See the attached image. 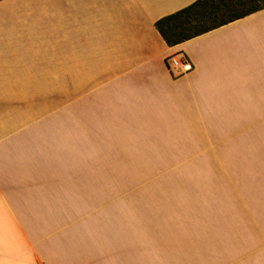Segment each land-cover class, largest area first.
Returning <instances> with one entry per match:
<instances>
[{
    "label": "rangeland",
    "instance_id": "1",
    "mask_svg": "<svg viewBox=\"0 0 264 264\" xmlns=\"http://www.w3.org/2000/svg\"><path fill=\"white\" fill-rule=\"evenodd\" d=\"M260 4L230 3L224 19ZM77 66L84 78L48 81L61 93L38 115L47 129L32 143L37 247L57 264H264L262 97L239 127L96 130L91 63Z\"/></svg>",
    "mask_w": 264,
    "mask_h": 264
},
{
    "label": "crops",
    "instance_id": "2",
    "mask_svg": "<svg viewBox=\"0 0 264 264\" xmlns=\"http://www.w3.org/2000/svg\"><path fill=\"white\" fill-rule=\"evenodd\" d=\"M196 1L0 0V264H57L34 240L42 233L30 210L32 143L47 129L38 117L47 97L61 93L48 81L85 77L74 65L91 63V129L231 128L240 112L255 119L264 8L169 47L156 21ZM175 53L193 67L179 78L166 66Z\"/></svg>",
    "mask_w": 264,
    "mask_h": 264
},
{
    "label": "trees",
    "instance_id": "3",
    "mask_svg": "<svg viewBox=\"0 0 264 264\" xmlns=\"http://www.w3.org/2000/svg\"><path fill=\"white\" fill-rule=\"evenodd\" d=\"M245 1V0H244ZM255 5L239 15H229L224 19L227 10H230V3H243V0H197L173 14L162 17L155 23V28L160 33L169 47H173L195 36L205 33L218 26L224 25L233 20L244 17L250 13L264 8V0H250ZM221 18V19H219ZM224 19V20H223ZM216 22L214 25L199 29L201 24Z\"/></svg>",
    "mask_w": 264,
    "mask_h": 264
},
{
    "label": "built area",
    "instance_id": "4",
    "mask_svg": "<svg viewBox=\"0 0 264 264\" xmlns=\"http://www.w3.org/2000/svg\"><path fill=\"white\" fill-rule=\"evenodd\" d=\"M166 66L169 73L174 78H179L192 71L193 67L189 59L181 53H175L170 55L166 59Z\"/></svg>",
    "mask_w": 264,
    "mask_h": 264
}]
</instances>
